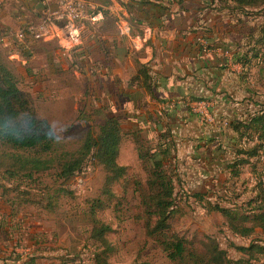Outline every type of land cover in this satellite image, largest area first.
Listing matches in <instances>:
<instances>
[{"label":"rangeland","instance_id":"rangeland-1","mask_svg":"<svg viewBox=\"0 0 264 264\" xmlns=\"http://www.w3.org/2000/svg\"><path fill=\"white\" fill-rule=\"evenodd\" d=\"M245 13L246 26L255 30L256 39L257 30L264 24V6L247 9ZM43 42L33 43L22 51L20 47L24 46L17 43L10 49L0 42V60L15 76L18 88L29 96L36 116L50 125L56 136L55 149L61 153L74 152L89 132L96 134L97 125L111 108L88 95V91H84L85 81L68 70L67 51L75 48L68 50L59 48L57 43L51 42L48 46ZM242 45L244 53L253 47L254 40L248 42L245 39ZM12 50L22 52L25 62L11 58L9 52ZM248 59L243 80L236 79L229 84L234 91L214 92L218 101L232 96L230 108L239 116L244 113V118L264 108V53L258 58H253L250 53ZM209 101L196 100L197 104L188 107L192 118L178 114L179 121L172 123L170 131L175 142L171 175L176 209L167 222L169 234L175 233L184 239L188 264L192 263L189 257H207V247L212 244L224 251L229 259L237 260L242 254L236 247H248L251 241L261 237L259 229L249 237L234 235L219 213L207 210L208 203L221 207L236 205L247 210L246 204L254 195V187L258 181L264 184V145L260 158L252 162V167H246L239 179L231 178L224 169L231 153L224 137L231 135L226 130L229 115L224 113L223 119L220 118L221 110L212 106L213 102L205 111ZM140 107L147 111L144 104ZM123 120L124 136L118 164L126 167V175L112 186V198L103 193L104 169L90 156L86 158L83 170L65 184L55 181L52 172L32 173V177L19 173L12 181L3 175L6 168L1 163L7 152L0 147V187L5 185L12 189L18 186L23 191L17 196L0 188V218L5 214L12 225L17 224L11 220L22 222L20 233L11 228L8 239H0V264H25L31 259H27L30 254L35 255L37 261L40 258L52 262L56 259L53 264H61L62 260L65 264H93V253L102 249L90 235L100 224L111 230L105 236L113 249L109 255L110 264H179L169 260L162 251V237H152L146 232L140 193L146 189L147 173L127 134L130 124ZM142 137L151 145L156 140L153 133H143ZM219 145L227 153L223 157L212 154ZM212 157L213 161H210ZM196 194L202 197H196ZM7 200L18 211L15 219L7 216L11 210L1 203ZM96 201L101 203V208ZM27 235H34V240L27 241ZM255 263L264 264V253Z\"/></svg>","mask_w":264,"mask_h":264},{"label":"crops","instance_id":"crops-1","mask_svg":"<svg viewBox=\"0 0 264 264\" xmlns=\"http://www.w3.org/2000/svg\"><path fill=\"white\" fill-rule=\"evenodd\" d=\"M85 2L88 17L81 25L82 42L74 50H66L69 59H65L68 70L85 81L84 91L88 95L107 107H116L120 100L130 109L138 110V119L145 120L150 115L162 123H170L171 130L172 123L179 121L178 114L192 118L188 107L192 108L199 99L212 100L205 111L213 102L212 106L221 110L222 119L224 113L229 115L228 121L245 117L244 113L239 116L230 108L232 96L218 101L214 93L234 91L229 84L236 79L242 81L245 71V66L236 61L243 54L244 37L235 30L242 25L235 23L239 20L246 25L247 17L245 12L233 11L230 0ZM56 8V0H0L1 37L37 24L45 10ZM119 20L129 24L133 38L144 39L142 43L134 40L139 44L137 50L131 48V39L118 34ZM51 42L65 48L64 35L57 27L51 29L50 37L43 44L49 46ZM33 43L39 42L29 43L27 48ZM9 53L11 58L25 62L22 52ZM141 68L148 79L146 84L138 75ZM137 75L138 79L132 82ZM146 91H151V95ZM142 104L147 107L146 112L141 109ZM126 122L133 128V120ZM151 127L154 128L149 123ZM28 256L31 259L25 264L56 262L48 258L37 261L35 255Z\"/></svg>","mask_w":264,"mask_h":264},{"label":"trees","instance_id":"trees-1","mask_svg":"<svg viewBox=\"0 0 264 264\" xmlns=\"http://www.w3.org/2000/svg\"><path fill=\"white\" fill-rule=\"evenodd\" d=\"M230 1L232 10L242 13L247 9H258L264 6V0ZM235 24L242 25L239 30L235 28L238 35L244 37V40L247 39L248 42L254 40L253 47L236 60L245 66L250 62L248 54L251 53L253 58H258L261 53H264V24L257 30L256 39L254 29H248L239 20ZM143 69L139 70L138 75H141L146 84L148 79ZM138 75L132 79V82L138 79ZM146 92L151 95V91ZM116 105V107L110 106L111 112L103 115L102 121L97 125L96 134L89 132L77 150L58 152L55 149L56 136L50 125L36 116L29 96L18 88L15 76L0 60V147L7 152L4 162L1 163L6 168L3 175L12 180L19 173H26L28 177H32V173L52 172L55 181L65 184L83 170L84 162L90 156L104 169L106 177L103 193L108 198H112V186L126 175V167L118 164L120 145L124 136L121 121L131 119L134 125L127 134L132 138L138 160L147 173L146 189L140 193V202L146 217V232L152 237H162L160 241L162 251L167 254L169 260L188 264L189 262L185 261V241L175 233L169 234L167 222L176 209L171 175V164L175 159L173 154L175 142L171 136L170 123L167 121L162 123L161 120L153 119L150 115H147V119L140 120L137 109H130L120 100ZM149 123L153 124V129L149 128ZM226 130L231 134L224 136L225 144L230 148L231 153L224 169L228 171L231 178L239 179L244 169L252 167V162L260 158V150L264 145V108L244 119L235 118L228 121ZM143 133L147 135L153 133L156 136V140L152 141L153 145L143 140ZM212 154L223 157L227 153L224 147L219 145ZM210 161H213V157ZM17 187L10 189L1 185L0 188L4 192H14L18 196L23 191ZM253 192V197L246 204L247 210H242L236 205L221 207L211 203H208L207 210L219 213L232 234L249 237L255 229H259L261 237L251 241L248 247H236V250L242 254V257L237 260L229 259L224 251L219 250L216 244H212L207 247V257H189L192 260L191 264H256L255 261L264 253L262 245L264 244V184L262 181H258ZM195 196L202 197L201 194ZM1 203L11 210V214L7 216L15 219L18 211H15L12 203L9 200ZM96 204L99 206L101 203L96 201ZM11 221L17 225L7 221L5 214L0 218L2 239H8L11 228L13 232L17 230L20 233L22 222L19 219ZM152 221H154L153 226ZM110 231V227L105 224L95 226L91 230L90 239L99 243L102 249L99 253H93V264H110L109 255L113 249L105 239ZM27 237V241L34 240V235H27ZM65 263L66 261L62 260L61 264Z\"/></svg>","mask_w":264,"mask_h":264},{"label":"built area","instance_id":"built-area-1","mask_svg":"<svg viewBox=\"0 0 264 264\" xmlns=\"http://www.w3.org/2000/svg\"><path fill=\"white\" fill-rule=\"evenodd\" d=\"M175 2L177 0H167ZM57 8L55 11L45 10L37 24L27 26L25 29L15 33H8L0 38L4 47L10 48L14 43L27 47L32 42L46 41L50 37L53 27L59 28L66 42L65 48H75L81 42L80 31L83 20L88 17V5L85 0H56ZM93 20V18H92ZM117 32L121 37L131 39L130 45L133 50L139 47L144 39L131 36V28L124 20L117 21Z\"/></svg>","mask_w":264,"mask_h":264}]
</instances>
